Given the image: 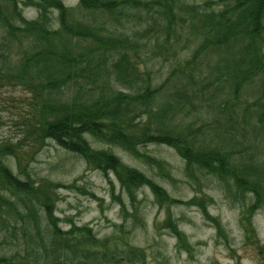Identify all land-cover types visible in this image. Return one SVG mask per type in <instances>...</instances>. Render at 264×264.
<instances>
[{
    "label": "trees",
    "instance_id": "trees-1",
    "mask_svg": "<svg viewBox=\"0 0 264 264\" xmlns=\"http://www.w3.org/2000/svg\"><path fill=\"white\" fill-rule=\"evenodd\" d=\"M25 6L36 16L26 17ZM130 12L145 13L159 32L149 39L147 24L140 44ZM0 26L6 39L27 41L14 68L0 69V87L26 92L12 105L17 134L0 136V234H19L14 248L0 251V264L132 262H121L124 254L85 225H57L58 183H37L27 170L47 140L88 168L112 172L130 196L147 185L160 198L167 194L109 147L136 158L140 148L166 145L189 178L231 181L248 197L243 214L264 208V0H77L75 8L62 0H0ZM148 45L168 61L166 71L147 68L141 50ZM258 80L256 98L243 99Z\"/></svg>",
    "mask_w": 264,
    "mask_h": 264
},
{
    "label": "rangeland",
    "instance_id": "rangeland-1",
    "mask_svg": "<svg viewBox=\"0 0 264 264\" xmlns=\"http://www.w3.org/2000/svg\"><path fill=\"white\" fill-rule=\"evenodd\" d=\"M62 1L76 7L77 0ZM185 1L202 3L205 0ZM22 12L28 18L36 16L31 6L23 7ZM130 16L129 22L138 30L136 40L140 44L144 42L142 35L147 24L151 25L149 39L159 32L145 13L130 12ZM26 46L25 39H6L0 26V69L14 68ZM141 51L146 56L148 69L157 74L166 71L168 61L159 56L158 47L148 45ZM168 60H172L171 57ZM258 84L259 80L246 85L243 99L256 98ZM114 87L123 90L118 84ZM23 96L26 92L19 86L0 87L3 119L0 136L14 139L17 134L18 110L12 105ZM87 139L95 148L108 147L91 137ZM109 148L125 164L147 175L167 197L160 198L161 195L154 194L147 185L132 187L130 196L112 172L88 168L79 155L47 140L29 162L27 170L37 183H58L54 216L59 219L57 225L62 230L68 229L70 224L85 225L98 239H108L109 249L115 248L127 255H120L121 262H127L126 257H130L131 264H264V208L243 214L242 206L249 202L248 197L243 199L231 181L227 186L210 175L189 178L184 171V161L166 145L140 148L141 157L136 158L119 147ZM6 162L17 171L11 157L6 158ZM193 202H202L204 209ZM45 224L42 218L41 225ZM5 233L0 234V251L4 249L3 252L14 248L19 236L12 237L8 233L11 237L7 240Z\"/></svg>",
    "mask_w": 264,
    "mask_h": 264
}]
</instances>
